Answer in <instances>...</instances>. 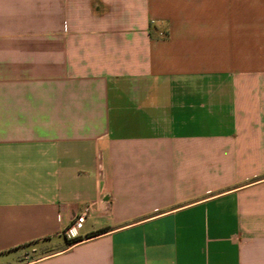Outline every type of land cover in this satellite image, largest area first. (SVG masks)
<instances>
[{"label":"crops","instance_id":"1","mask_svg":"<svg viewBox=\"0 0 264 264\" xmlns=\"http://www.w3.org/2000/svg\"><path fill=\"white\" fill-rule=\"evenodd\" d=\"M27 258L264 264V0H0V264Z\"/></svg>","mask_w":264,"mask_h":264},{"label":"built area","instance_id":"2","mask_svg":"<svg viewBox=\"0 0 264 264\" xmlns=\"http://www.w3.org/2000/svg\"><path fill=\"white\" fill-rule=\"evenodd\" d=\"M89 212H90V207L85 208V210L83 212H81L80 214H78L72 220V222L65 228L64 234L68 238L74 239V238H78L81 236V230L84 226V223L86 221V218H87ZM20 264H32V260L27 258L26 260H24Z\"/></svg>","mask_w":264,"mask_h":264},{"label":"trees","instance_id":"3","mask_svg":"<svg viewBox=\"0 0 264 264\" xmlns=\"http://www.w3.org/2000/svg\"><path fill=\"white\" fill-rule=\"evenodd\" d=\"M106 229H107V227H105V228H101V229H99V230L94 231V232H93L92 234H90V235H96V234H99V233H101V232L106 231ZM81 239H82V237L80 236V237H78V238L70 239L69 242H70V243H74V242L79 241V240H81Z\"/></svg>","mask_w":264,"mask_h":264}]
</instances>
